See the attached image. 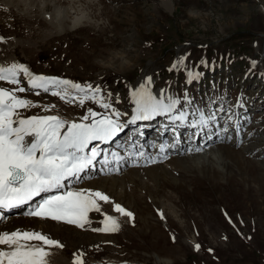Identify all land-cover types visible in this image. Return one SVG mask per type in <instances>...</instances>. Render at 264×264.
<instances>
[{
  "label": "rangeland",
  "instance_id": "obj_1",
  "mask_svg": "<svg viewBox=\"0 0 264 264\" xmlns=\"http://www.w3.org/2000/svg\"><path fill=\"white\" fill-rule=\"evenodd\" d=\"M4 1H0V66L23 64L34 75L92 85L100 89L103 102L115 105L127 104L130 89L142 84L151 93L156 92L150 90L156 83L159 89L182 95L185 79H195L187 88L194 105H184L188 115L181 122L189 119L191 126L198 125L193 113L199 108L206 118L214 116L209 122L222 124L214 127L221 131L217 142L215 133L211 138L198 134L193 142L201 143L194 151L190 131L188 138L184 135V150L162 151L163 165L170 158L188 165L192 158L205 157L203 164L179 170L177 185L160 180L152 189L135 180L120 187L94 178L96 184L91 186L110 198L98 202L106 213L90 212V225L76 233L61 228L55 236L60 241L68 233L74 236L65 252L61 250L62 257L55 258L69 262L73 253L80 254L76 250L82 246V236L101 235L107 238L104 242L84 249V264H165L157 259L166 264H264V0H166L168 9L165 0H48L51 5L47 0H11L9 6ZM42 6L45 15L53 6L67 7L64 25L80 14L77 8L92 20L70 31L56 30L51 17L48 21L39 15ZM181 59L183 63H177ZM17 78L21 87H28L23 73ZM0 87L15 86L0 81ZM18 95L38 105L30 107L29 116L43 115L44 106L54 105L48 112L81 117L97 106L92 100L83 106L66 103L51 90L31 89ZM20 111L28 116V110ZM208 127L209 134L213 129ZM172 144L166 141V146ZM152 154L157 153L148 155ZM114 204L132 216H115L119 224L115 232L92 231L103 227L104 215L111 216Z\"/></svg>",
  "mask_w": 264,
  "mask_h": 264
},
{
  "label": "snow or ice",
  "instance_id": "obj_2",
  "mask_svg": "<svg viewBox=\"0 0 264 264\" xmlns=\"http://www.w3.org/2000/svg\"><path fill=\"white\" fill-rule=\"evenodd\" d=\"M177 63H183V60ZM19 73L27 77L28 87L20 86ZM0 81L15 86L11 89L0 87V208L26 204L42 193L57 190V194L48 195L25 215L84 228L90 223L88 214L101 211L98 201L107 203L110 198L99 190H59L66 187L65 181L79 177L96 161L100 151L98 146L88 150L92 142H108L123 130L124 125L120 123L123 114L115 109L111 115L100 114L88 108L78 120H65L57 115L23 116L20 110L38 106L18 95L31 89H41L45 93L51 90V95L66 103L77 102L80 106L86 100H92L104 109L111 108V105L98 95L99 88L58 77L34 75L23 64L0 66ZM36 94L39 95L38 92ZM131 96L135 107L128 123L172 113L179 103L172 97L166 98L163 93L157 98L145 84L135 89ZM54 107L44 106L42 111L48 112ZM187 115L181 111L171 119L184 121ZM209 119H214V116L206 118L201 112L197 123L206 125ZM107 162L105 158L103 163ZM113 207L121 215L132 216L120 204ZM101 223L103 227L92 231L115 232L119 229L112 216L105 214ZM53 247L63 248L64 245L39 231H0V264H48L47 258ZM195 247L198 250L200 246ZM83 255L74 254L73 264H84Z\"/></svg>",
  "mask_w": 264,
  "mask_h": 264
},
{
  "label": "bare ground",
  "instance_id": "obj_3",
  "mask_svg": "<svg viewBox=\"0 0 264 264\" xmlns=\"http://www.w3.org/2000/svg\"><path fill=\"white\" fill-rule=\"evenodd\" d=\"M0 1L5 2L4 0H0ZM46 3H48L50 5L53 4L51 1H48V0H47ZM6 5L7 6L11 5V0H8ZM164 6L168 9L169 8V2L166 1ZM43 8L44 7L42 6V9L39 10V12H40L39 15L44 17V18H47V20H48V18L51 17L50 21L49 20L48 21L54 25L56 30H64V31L69 30L70 31L73 28L75 29L76 26L82 24L83 22L89 23L92 20V19L90 20V18L86 15V13L80 11V9L77 8L75 12H79L80 14H77V15L75 14V16H73L72 18L68 19V21L70 20V24L64 25L65 23L63 24V22L65 20H67V15L69 13V11L67 10V7H58V6L54 7L53 6L52 11L48 15H45L46 13H45V10ZM261 11L264 14V7H261ZM70 12H71V10H70ZM43 115H57V114H55L54 112L51 111V112H45ZM79 118H80V116L71 115L69 117H65V118H62V119H65V120H78ZM155 120H157L156 115L153 116L151 121H149V119H147V120H144L143 122H139V123L142 126H144V128L146 126L150 127L152 125L150 130H153V126H155V124H154ZM145 121H147V122H145ZM131 124L132 123H128V121H127L124 126L128 127ZM146 130L150 131L149 128H147V129L145 128V132H147ZM190 131H192L191 128H189L188 133L186 132V134H185L187 138H188V134H190ZM132 135H136V134H132ZM119 136H120V133L116 137H114L112 140H110L108 142H101V144H112V145L107 146V149H109V151H113L114 148H115L114 144L116 142V138H118ZM136 136H139V134H137ZM199 137H198V139H199ZM196 138H197V136H196ZM201 139H202V137H201ZM182 140H181V144H182L181 145V150H184L186 148V145H184V144H186V143H184L185 141L182 142ZM185 140H186V138H185ZM207 140H209V139H207ZM207 140H206V142H208ZM189 143H191V147L195 151V150L198 149V147H199L201 142L200 143L198 141L193 142V140H192ZM99 145H100L99 142L94 144V146L100 147ZM219 149H220V151L222 153H224L226 155L232 154V151H230L228 149H221L220 147H219ZM156 157H157V160H159L161 156L157 154ZM204 159H205V157L199 156V157L192 158L189 161H187L189 163L188 165H183L180 160H178L176 158H170L169 161H168L169 163H166L164 165L163 164H158V165L153 164L150 167L146 166L145 168H141V167L135 168V167H133L132 169L127 168L126 171H124V169H122V172H120V171H116L115 172L114 171V172H112L113 174L104 175L103 177H99V179H95V180H101L102 179L101 181H109V182H111L110 184H112L113 186L120 185V187H122V186H130V183H132V181L138 180L143 186H145V188L147 187V188H152V189H154L155 186H158L160 184L159 183L160 180L165 182V183H167V184L171 183L173 185H177L178 184L177 183L178 173L180 172L179 170L185 171L186 169L195 168L198 165L203 164L204 163ZM104 160H105V158L101 161V165L108 170L109 167L111 166V164H109L108 162L107 163H103ZM150 161H153V159H150ZM169 167H173V170L171 168H169ZM93 169L96 170V168H93ZM93 169L90 170V168H87V171H84L83 173H81L80 176L78 177V179L81 176H83V175L86 176L88 174V172L92 171ZM85 176L82 177V180H85L84 183L80 182V186H74L73 188H70V189L76 190V189L83 188V189L99 190L101 192H104L103 189H94V185L96 183H94L93 181H95V180L91 179L92 181H90L89 178H91V177L85 178ZM146 177H147V179H146ZM71 180H74V177L68 179L67 181H65V184H66V182H69ZM126 180H129L128 183H124ZM149 180L152 181V182L149 183ZM77 182H79V180ZM92 183H94L93 186H91ZM110 191H113L112 187H110ZM43 195L44 196L48 195V193H42L40 196H38L36 198V201H37V199L42 198ZM45 197H47V196H45ZM103 202L104 201H101L100 203L103 204ZM100 203H98V204H100ZM101 208H102V206H101ZM18 211H21V209H16V210H13V211L9 212L7 215H5L6 218H4L3 220L1 218V220L4 221V223L1 224L0 231H2L1 229H4L5 231H9V232L15 231L17 229L23 230V231H39V232H41L43 234H46V235L50 236L53 239L54 238L57 239V237H55V236H57V235H59L61 233V228H64V229L66 228L65 230H67L69 232H75L76 233L78 231L76 229L77 227L76 228L69 227V226H72L73 224H69L68 226H64V225L62 226V225L57 224V223H52V222H57V221L52 220V219H41L39 217L28 216V215L20 216L19 215L20 213L19 214L16 213ZM100 212H104V210L101 209ZM104 213H106V212H104ZM120 215L121 214L118 213V212H115V211L111 212V216L113 218H115V216L122 217ZM89 217H92V216L89 215ZM125 220H126V218L122 219V222H124ZM72 234L68 233L67 234L68 238H66L65 236L62 238L63 241H61V243L64 246L71 245V239H72V236H74ZM82 237H83L82 246L79 244L78 247H77L76 252L80 251V253H84V249L85 248L88 247L87 250H89V249L94 247L92 245V243L94 244V243L98 242V244H99V242H104V240L107 239L105 237L101 238V235H100V237H95V236L94 237L93 236H82ZM34 243H36V242H34ZM80 243H81V241H80ZM75 244H77V243H75ZM63 248L53 247V248L50 249L51 254L47 258L48 261H49L48 264H73L74 257L71 258V261L69 260L70 262H68V260L67 261L66 260L62 261V260H59V258H55L56 256H61L62 257L61 254H62V251L64 250ZM60 249H62V251H60ZM63 252H65V251H63ZM76 255H78V254H76ZM157 261H158V263H164L165 262V264H166L165 260L157 259Z\"/></svg>",
  "mask_w": 264,
  "mask_h": 264
}]
</instances>
